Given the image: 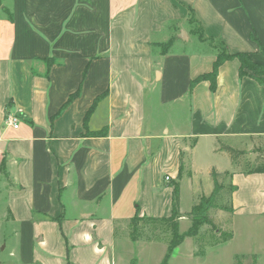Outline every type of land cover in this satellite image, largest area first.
<instances>
[{
    "label": "crops",
    "instance_id": "crops-1",
    "mask_svg": "<svg viewBox=\"0 0 264 264\" xmlns=\"http://www.w3.org/2000/svg\"><path fill=\"white\" fill-rule=\"evenodd\" d=\"M5 2L0 264H122L136 210L170 217L175 183L185 233L182 185L192 207L200 148L206 173L227 172L235 187L231 237L201 249L186 237L168 264H264V173L247 174L216 152L217 141L264 139V87L240 78L232 60L219 68L214 92L205 81L190 91L215 57L197 40L204 50L189 51L185 28L192 11L206 39L264 68V0ZM171 39L168 50L159 47Z\"/></svg>",
    "mask_w": 264,
    "mask_h": 264
},
{
    "label": "trees",
    "instance_id": "trees-1",
    "mask_svg": "<svg viewBox=\"0 0 264 264\" xmlns=\"http://www.w3.org/2000/svg\"><path fill=\"white\" fill-rule=\"evenodd\" d=\"M6 0H0V9L4 11L7 15V18L10 19V15L3 6V2ZM187 25L192 27L189 29V32L192 37H194L197 42L201 44H206L212 53L214 54L215 60L213 62L212 70L208 74H203L195 78L190 83V91L200 82H208L209 88L211 92H214L216 89V77L219 68L226 62L236 60L239 63V77H249L252 78L255 82H257L260 86L264 87V68L251 60L249 54L246 53H238L235 55H231L227 52L226 48L222 43L216 42L211 39H206L202 32V27L195 19L194 14L190 11L189 18L187 20ZM172 45V39L167 43L159 45L163 50H168ZM164 52V51H163ZM166 52V51H165ZM92 109V108H91ZM90 112V111H89ZM216 152L226 154L229 160L235 164L239 162L241 158L246 154L245 151L239 150L227 144L221 143L217 141L216 143ZM253 154L259 153L261 156L256 157L254 159V164L247 170V174L254 173H264V164H257L264 158V151L262 148L253 149ZM182 167L180 169L179 174L181 175ZM209 176L213 185V189L209 195H199L198 199L195 201L193 206L191 207L187 216L190 219V227L189 229L183 233H178V220L180 219L179 214V187L178 184H173V192H172V203H171V216L166 219H144L138 216L139 212L136 210L135 215L130 220L129 227V240L136 241L139 238V234L141 229L145 226V223L151 221L149 223L159 222L168 227L170 231V239L167 242L166 252L164 257L162 258L159 264H168L169 259L175 250L186 237L196 238L200 235L202 228L207 227L208 233L212 234L213 238V246L218 244H223L229 241L231 234L222 233L218 229L216 221L212 218L211 213L213 211H228L230 212L229 207V198L232 192H234L235 187L229 182L230 174L227 172L218 173L216 170L212 169L209 171ZM226 185H224V183ZM228 195V206L223 203V196ZM145 220V221H144Z\"/></svg>",
    "mask_w": 264,
    "mask_h": 264
},
{
    "label": "rangeland",
    "instance_id": "rangeland-1",
    "mask_svg": "<svg viewBox=\"0 0 264 264\" xmlns=\"http://www.w3.org/2000/svg\"><path fill=\"white\" fill-rule=\"evenodd\" d=\"M3 5H6V2H3ZM6 7V6H5ZM188 31L192 27H185ZM193 38V44L190 46V50L192 52H198L204 50H200V46H198L196 39ZM208 47V46H207ZM212 52V51H211ZM183 104L181 106H178L177 109H183ZM171 109H175V107H171ZM169 108V111H171ZM179 119V117H176ZM221 143L227 144L229 146H232L234 148H237L239 150L245 151L246 154L243 156V158L240 159L238 168L240 170H248L251 168V166L254 164V159L256 157H260L261 154L256 153L253 154V149H260L264 151V139L263 138H255V139H249V138H243L238 140H221ZM201 154H197V165L199 171L196 175V178L200 180V186L201 191L199 192V195L205 194L209 195L210 193H207L209 190V185L212 191L213 185L209 176V173H206L205 171V165L207 164V159L205 157V149L200 148ZM204 150V151H203ZM224 157L226 161L229 160L228 156L226 154L221 155ZM220 156V157H221ZM264 164V158L261 159V161L257 164L263 165ZM227 182L224 183L226 185ZM198 195V196H199ZM198 196L196 195L194 200L195 202L198 199ZM223 203L224 205L228 206V195L225 194L223 196ZM193 206V205H192ZM182 210L185 212H189V209L191 208V199H190V190L187 184L183 182L182 185ZM212 218L216 221L218 229L222 231V233H228L227 229V220H228V211H213L211 213ZM146 219V218H144ZM186 219H189V217H186ZM190 220V219H189ZM145 221V220H144ZM188 221V220H186ZM151 221H148L145 223V226L141 229L139 238L136 239V241H127L125 242L124 252L126 253V260L127 261H121L122 264L126 262V264H159L162 260V258L165 255L167 242L170 239V231L167 226L156 222V223H149ZM186 230V222H182L180 224V227L178 225V233L182 234V231L184 232ZM203 230V231H202ZM201 234L194 239L196 246L201 249L204 246H207L208 244H211L213 242L212 234H208L207 227L202 228ZM129 231L130 227H126V238H129ZM120 235V234H119ZM117 235V236H119ZM171 264H180V260H176L172 262Z\"/></svg>",
    "mask_w": 264,
    "mask_h": 264
},
{
    "label": "built area",
    "instance_id": "built-area-1",
    "mask_svg": "<svg viewBox=\"0 0 264 264\" xmlns=\"http://www.w3.org/2000/svg\"><path fill=\"white\" fill-rule=\"evenodd\" d=\"M5 123L12 127L14 130H17L18 127H19V121H18V118L17 116L13 115V114H8L6 117H5ZM166 180H168V178H166Z\"/></svg>",
    "mask_w": 264,
    "mask_h": 264
},
{
    "label": "water",
    "instance_id": "water-1",
    "mask_svg": "<svg viewBox=\"0 0 264 264\" xmlns=\"http://www.w3.org/2000/svg\"><path fill=\"white\" fill-rule=\"evenodd\" d=\"M183 34V33H182Z\"/></svg>",
    "mask_w": 264,
    "mask_h": 264
}]
</instances>
